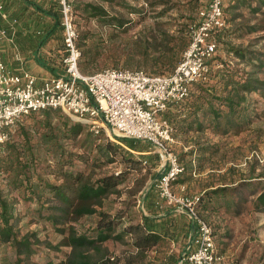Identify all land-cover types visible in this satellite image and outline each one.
<instances>
[{
  "label": "rangeland",
  "instance_id": "obj_1",
  "mask_svg": "<svg viewBox=\"0 0 264 264\" xmlns=\"http://www.w3.org/2000/svg\"><path fill=\"white\" fill-rule=\"evenodd\" d=\"M47 1L48 6H54L59 10L56 0ZM95 1L104 4L111 13L126 17L130 21L125 28H117L103 24L96 18L79 19L76 25L79 33L90 29L86 39L87 45L93 48L100 46V56L92 64L93 71L108 66L145 68L147 63L153 62L154 57L164 58L162 55L170 54L175 47L183 44V39L188 38L190 41L187 25L189 26L197 18L198 10L204 2L203 0H126L130 5L141 10L136 11L116 2ZM233 1L227 0L226 6L228 7ZM259 3L258 0H247L243 3L245 5L236 9L239 12L237 19L227 20V26L233 27L242 23L264 25V5H259L262 9L258 10L252 7ZM7 7L8 4L6 9ZM232 11V9L227 10L228 16ZM23 14L24 12L18 11L12 16L23 17ZM62 30L61 25L57 37L62 42L63 48ZM224 38L235 44H251L264 49V28ZM187 46H184L179 53L178 61ZM220 53L225 60L240 66L241 72L257 68L239 62V59L228 52L225 45L221 44L213 57ZM213 57L210 59V65L216 63L212 62ZM257 75L264 78V70H258ZM252 98L256 101L253 107L256 110V119L244 128L229 127L231 130L226 132V136H221L220 140L223 141L221 146L224 147L214 157L215 166L212 167L214 177H218L220 172L217 169L226 163L224 169L226 184L236 187L235 192L232 197L230 196V203H226V212L219 208L212 213L211 209L202 212L216 230L218 251L227 259L244 264H264V210L256 209L254 204L257 194L264 188V93L254 92ZM87 129L90 130L89 127ZM100 134L103 135V140L107 138L103 131ZM189 136L190 133L185 139L190 140ZM115 138L118 141L111 140L123 146L125 150L137 154L129 149L130 146L120 137L115 136ZM138 143H146V141L138 140ZM176 143L173 145L175 151ZM66 144L69 148L83 151L75 140H68ZM159 161L161 165L160 158ZM76 163V168L83 169L89 181H95L109 172H119L120 169L118 162L103 164L101 159L95 157L89 162L76 160ZM40 170L42 176L49 180L58 182L63 180L60 176L49 172V168L41 167ZM163 170L164 167L161 165L159 172ZM156 178L151 177L147 169L137 168L118 185V190L114 189L102 198L87 203L94 209L81 214L67 213L65 211L67 204L53 197L46 199V203H43L44 207L41 208L42 205L37 199L11 186L6 175L0 172L2 200L11 206L10 212H14L10 220L15 232L12 236L18 241L28 238L33 244L32 249H26L21 243L11 239L4 241L0 235V264H20V259L23 260V264H76L87 259L111 261L112 264H164L170 253L176 255V264H192L183 259L189 239L186 241L183 239L182 242L178 236L170 240L171 235H168L169 237L156 244L140 246L137 244V236L142 234V230L140 228H135L133 232L128 230L129 225L143 223V218L148 212L147 196L154 194L156 197L157 194L154 187ZM55 205L60 207L54 208ZM158 208L162 209L161 206ZM51 214H57V220H54ZM110 216L115 219V224L107 239L94 244L79 245L74 242L78 234L92 232L98 226L100 219ZM2 220L0 207V221Z\"/></svg>",
  "mask_w": 264,
  "mask_h": 264
},
{
  "label": "trees",
  "instance_id": "obj_2",
  "mask_svg": "<svg viewBox=\"0 0 264 264\" xmlns=\"http://www.w3.org/2000/svg\"><path fill=\"white\" fill-rule=\"evenodd\" d=\"M107 1L141 11L138 7L130 5L126 0ZM258 1L260 2L258 5L252 6L254 10L262 9L259 5H264V0ZM70 2L74 14L73 20L76 25L79 19L96 18L103 24L125 28L130 21L126 17L111 13L104 4L95 0L85 2L70 0ZM246 2L247 0H234L230 2L228 7L225 5L226 20L234 21L237 19L239 12L236 9L241 5H245L243 3ZM30 3L35 9L30 10L29 13L40 10L51 16L53 20L51 27L46 31L37 32L38 46H40L55 31L60 30V11L51 5L45 8L34 0H31ZM228 9L233 10L229 16ZM187 27L189 35V26L187 25ZM263 28L264 25L259 23H242L233 27L226 25L216 32L217 50L221 44L225 45L228 52L239 59V62L254 65L257 68L241 72L240 66L225 60L221 53L214 56L212 62L216 63H211L207 78L196 81L190 94L185 99L171 103L167 109L161 112V118L172 127L174 133L190 129L202 130L205 127H211L221 133H228L231 130L230 128L247 127L256 119V110L253 108L256 101L255 98H252V93H264L262 90L264 89V78L257 75L258 70H264V49L254 47L251 44H235L224 37L243 35ZM89 34L90 29L83 30L79 33L77 41L82 51L79 64L83 73L96 71L91 70L92 64L100 56V46L93 48L87 45L86 39ZM182 41L183 44L175 47L170 54H163L164 58L161 56L154 57L153 62L147 63L144 69L149 73L173 71L178 62L179 53L189 42L188 38ZM60 58H48L46 60L40 54L37 55L38 62L44 66L49 64L50 71L55 73L60 72L59 66H56L60 64ZM54 61L57 62L56 65ZM220 64L221 66H219ZM87 127L88 125L85 122L74 119L59 107H48L25 114L16 127L12 129L10 138L0 146V172L6 175L11 186L37 199L42 205L41 208L44 207L43 203H46V199L53 197L67 204L65 208L67 213L77 212L82 214L93 210L92 206H88L90 202L96 201V199H100L103 195L117 189L118 185L123 182L130 172L140 167H146L148 160L139 154H133L125 150L123 146L108 137L103 140V135L100 134L102 131L96 133L91 129H87ZM120 139L132 148L141 147L138 140L133 138L120 136ZM68 140H75L83 151L69 148L66 144ZM219 149L220 144L217 141L200 147V150L212 153ZM189 153H193V150H190ZM178 156L184 162L179 154ZM92 157L101 159L103 164L118 162L120 164L119 172H109L95 181H89V179H86V173L83 169L76 168V160L89 162ZM184 164L186 166L185 171L190 170L192 172L198 168L193 166L191 158ZM41 167L49 168V172L60 176L63 180L58 182L43 177ZM235 188L226 184L197 193L200 196L197 202L199 213L205 217L203 214L205 210L217 208L223 205L225 201L229 204L230 196L232 197ZM254 204L256 209L264 210V188L257 194ZM0 205L3 217V220L0 221V235L4 241L11 239L21 243L26 249H32L33 244L29 242L28 238L24 241H18L12 236L15 235V232L10 225V220L14 212H10L11 206L2 200L1 188ZM56 206L58 205H55L54 208ZM202 210L204 211L202 212ZM56 215L51 214V217L57 220ZM189 222L193 231V221L190 219ZM114 224L115 219L113 217L102 218L92 232L78 234L74 242L82 245L105 240L111 235ZM135 228L142 230V234L137 236V244L140 246L156 244L160 240L169 237L168 235H171L170 240L178 238L174 231L168 232L166 230L164 233L159 230L157 223L149 220L148 216H144L143 223H138L135 226L129 225L128 230L133 232ZM213 230L216 234L214 226ZM175 262L176 255L170 253L164 264H176ZM19 263L23 264V260L20 259ZM76 264H112V262L87 259Z\"/></svg>",
  "mask_w": 264,
  "mask_h": 264
},
{
  "label": "built area",
  "instance_id": "obj_3",
  "mask_svg": "<svg viewBox=\"0 0 264 264\" xmlns=\"http://www.w3.org/2000/svg\"><path fill=\"white\" fill-rule=\"evenodd\" d=\"M56 1L64 45L60 72L39 74L28 67L15 71L0 58V146L25 114L48 107L62 108L110 139L118 141L115 136H123L147 141L164 167L155 180L159 201L185 211L194 224L183 259L192 264H244L229 260L218 251L213 226L197 208L200 196L174 188L186 166L173 149L172 127L161 118V112L171 103L190 94L196 81L207 78L210 59L218 47L216 32L227 25V0H203L197 18L189 24V44L174 70L168 73H149L144 68L127 66H108L83 73L71 2ZM5 10L6 3L0 0V13ZM18 23V16L0 22V38L13 36Z\"/></svg>",
  "mask_w": 264,
  "mask_h": 264
},
{
  "label": "crops",
  "instance_id": "obj_4",
  "mask_svg": "<svg viewBox=\"0 0 264 264\" xmlns=\"http://www.w3.org/2000/svg\"><path fill=\"white\" fill-rule=\"evenodd\" d=\"M3 1L6 5L8 4L9 7L6 9L7 11L5 10L4 13H0V22L6 23L12 14L18 13V11L24 12V14L23 17H19L16 33L10 37L0 38V58H3L15 71H20L22 67H28L39 74L50 71V67H48L49 64L47 66L40 64L37 55L40 54L41 57L46 60L48 58H60L62 54V48H60L62 42H60L57 37L59 31H55L49 39L40 46H38L39 39L37 38V32L38 30L46 31L51 27L53 22L52 17L40 10L30 14L29 11L35 9L30 3L31 0ZM34 1L45 8L49 7V2L47 0ZM57 62L54 61V64L56 65ZM189 133L190 140H186L185 136ZM173 134L175 136L173 145L178 141L175 149L181 159L186 162L191 158L193 166L198 167L192 172L187 170L180 176L178 181L174 183V188L176 190L185 193H201L209 188L226 185V172L224 171L226 163H223L222 166L217 169L220 172L218 173V177H214V171L212 170V167L215 166L214 157L224 147L221 146L223 141L220 139L226 136V133L215 131L211 127H205L202 130L190 129L183 132H173ZM215 141L220 144V149L218 151L212 153L200 150L201 146ZM140 145L141 147L132 149L148 160V165L144 167V170L147 169L150 176L155 179L156 176L161 173L159 172L161 165L159 164L158 155L154 153L152 145L149 142L146 141V143H141ZM190 150H193V153H189ZM147 204L148 212H146L145 215L148 216L149 220L159 223L157 224L159 230L162 232L166 230L168 232H176L182 239V242H184L183 239H185V241L190 239L193 231L189 224L190 219L185 211L179 210L175 205L159 201L158 194H156V197L154 194H149L147 196ZM158 206H161L162 209H157ZM217 208L226 212V201ZM217 208H214V210L211 209L210 212H214Z\"/></svg>",
  "mask_w": 264,
  "mask_h": 264
}]
</instances>
